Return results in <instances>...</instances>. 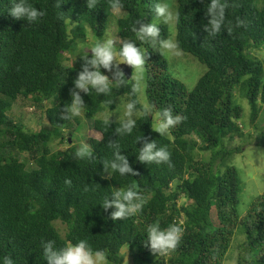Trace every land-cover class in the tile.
<instances>
[{
	"label": "trees",
	"instance_id": "trees-1",
	"mask_svg": "<svg viewBox=\"0 0 264 264\" xmlns=\"http://www.w3.org/2000/svg\"><path fill=\"white\" fill-rule=\"evenodd\" d=\"M175 1L179 49L206 66L191 90L170 74L163 54L135 38L138 21L137 28L158 24L160 39H168L167 24L155 20L154 6L161 0H121L118 12L111 0H98L91 10L86 0H29L45 13L33 24L14 19L9 14L12 0H0V262L10 257L13 264H47L42 241L55 240L59 249L84 239L106 253L111 264H124L128 251L131 264H224L239 225L245 240L236 247L237 264H264V192L240 216L242 180L235 166H226L242 151L229 143L246 136L243 100L250 106L254 129L260 128L264 56L255 52L264 53V0H222L231 35L222 26L212 37L206 30L210 0ZM114 18L119 37L146 50V96L153 117L138 120L131 135L118 136L119 121L106 124L94 116L116 109L121 98L139 99L138 94L132 96L123 85L112 88L110 96L77 89L85 117L94 118L101 137L89 138L94 160H75L78 146L53 150L51 144L58 139L69 143L81 124L80 117L62 119L73 81L84 66L81 54L86 53L78 45L89 34L102 40ZM86 52L90 59L91 51ZM116 68L113 62L111 70L101 71L113 79ZM128 80L130 86L133 81ZM18 100L45 108L50 126L28 130L10 113ZM165 108L184 119L161 136L151 125ZM114 141L136 175L104 170L103 159L113 158L108 144ZM153 141L167 147L170 164L137 159L144 143ZM130 185L145 198L142 211L112 220L115 208L105 210L99 203ZM57 221L65 224L64 235ZM156 221L162 228L174 223L183 228L177 249L167 256L153 252L147 241L146 229Z\"/></svg>",
	"mask_w": 264,
	"mask_h": 264
},
{
	"label": "clouds",
	"instance_id": "clouds-1",
	"mask_svg": "<svg viewBox=\"0 0 264 264\" xmlns=\"http://www.w3.org/2000/svg\"><path fill=\"white\" fill-rule=\"evenodd\" d=\"M89 10L97 8L98 0H86ZM113 10L118 11L121 7V0H111L110 4ZM156 17L165 24H175L179 20V14L174 12L166 3H156L154 6ZM226 5L222 0H210L207 7V15L209 16V24L206 26L209 37L215 36L221 31L222 26L227 28L231 35V28L226 24L225 20ZM9 14L14 19H24L30 24L37 23L44 12L33 7L29 0H12V7ZM138 21H136V24ZM133 28L135 38L143 43L151 44L152 49L158 50L161 54L179 56L181 54L178 43L174 39H160V28L156 23L141 24L139 28ZM114 39H106L98 42L91 47V58L88 53L81 54L84 60L83 70L80 71L73 81V88L70 90L71 102L64 106L62 119L71 121L73 118L81 117L85 102L79 89L85 94L95 91L97 95L104 93L106 96L111 95V89L119 88L121 85L131 88V95L137 96L141 93L143 87V74L145 70L146 50L137 47L133 42H124L121 46L116 47ZM77 56V55H76ZM123 62L135 69V76L132 73L133 82L129 86V80L125 78L122 70L117 66L114 78L110 79L105 75L101 68L111 70L113 61ZM91 66L92 70H89ZM112 101H110L111 103ZM139 105V107H138ZM153 108L150 104H140L138 98L131 99L124 105L123 116L119 121V128L116 129L118 136H127L133 133L140 119H147L152 115ZM157 123L152 129L160 133L161 136L167 134L171 128L179 124L184 117L173 115L171 109L165 108L155 114ZM105 123L110 124V116H105ZM141 137L137 139L140 140ZM108 147L113 151L111 160L103 159V168L110 174L116 172L120 176L136 175L127 157L121 154V147L116 141L110 142ZM171 153L166 146L158 147L155 141L145 142L140 149L137 159L140 162L170 164ZM75 160L82 161L94 160L93 150L88 143L81 142L73 157ZM65 183L71 186V179H66ZM111 197V198H109ZM109 197H106L102 203H99L103 209L114 207L111 213V219H126L134 217L142 211L145 203L144 196L136 189V185H130L127 189L113 191ZM183 228L179 224H171L166 228H162L159 221L148 225L146 229L147 241L153 252H159L161 256H167L178 247L181 240ZM43 255L47 264H107L108 256L100 250H94L87 240L81 239L77 243H68L62 248H57L55 240L42 241ZM0 264H13L10 257H5Z\"/></svg>",
	"mask_w": 264,
	"mask_h": 264
},
{
	"label": "rangeland",
	"instance_id": "rangeland-1",
	"mask_svg": "<svg viewBox=\"0 0 264 264\" xmlns=\"http://www.w3.org/2000/svg\"><path fill=\"white\" fill-rule=\"evenodd\" d=\"M161 3H166L172 8L174 12H176V1L175 0H161ZM115 12H118L115 10ZM118 16V15H116ZM115 18L110 20V26L103 37L102 40L93 37L89 34V37L86 39L83 44L79 42V48L85 51H91V47L95 46L96 43L104 41L106 39H114V43H116V47L118 49L119 46L122 45L124 42H132L129 40H124L119 37L118 29L115 24ZM157 22H161L158 18L155 19ZM169 29V37L168 39H174L177 42V22L175 24H167ZM85 45V46H84ZM179 56H172V55H164L170 74L181 80L188 89H193L199 80V78L205 73L206 66L201 64L194 56L191 54L182 52ZM259 54V56L263 57L264 53L262 51L255 52ZM77 55V53H75ZM75 55V56H76ZM73 56V57H75ZM75 59V58H73ZM114 64L117 66L123 62L113 61ZM135 69H133V75L135 76ZM110 75V73L108 74ZM143 87L141 93L138 94L139 101L141 104L147 103V96H146V75L145 70L143 74ZM128 101L125 98H121L118 101V105L114 110H105L99 112L94 116V118H102L105 119V116H110V120L120 121V118L123 116V109L124 105ZM242 104L245 107V117H244V131L246 136L244 138H235L231 143L230 146H242V151L233 155L232 160L227 162V165H233L238 169L240 178L242 180V192L239 197V204L237 207L238 213L240 216H244L252 201L256 198L257 195L264 192V106L262 113L259 118L260 128L258 130L254 129V125L251 124V110L248 102L246 100L242 101ZM46 107V105H45ZM17 120L21 119L22 123L25 127L30 131H39L43 127H49L50 124L48 119L45 115V108L39 109L35 108L30 101H22L18 100L15 103L10 111ZM93 119H88L85 117L83 112L82 116L80 117V125L75 127V133L72 135L71 141L69 143H63V141L55 140L52 142L51 147L53 150H60L65 149L70 146H79L81 142L89 143V138H100V132L96 131L93 127L94 123ZM256 125V124H255ZM250 132V135L249 133ZM260 142L257 144V142ZM225 168L222 167V170ZM212 215L214 220L219 223L217 218L216 210L213 208ZM183 222V221H181ZM56 226L60 229L61 233L64 235L66 226L62 224L60 221L56 222ZM245 240V235L241 226L238 225L236 228V232L233 236L232 246L230 250L227 252V255L224 260V264H237V246ZM126 252L127 249H124ZM125 251L123 252L125 254ZM107 264H111L108 263ZM124 264H131L129 258V251L126 253V260Z\"/></svg>",
	"mask_w": 264,
	"mask_h": 264
},
{
	"label": "water",
	"instance_id": "water-1",
	"mask_svg": "<svg viewBox=\"0 0 264 264\" xmlns=\"http://www.w3.org/2000/svg\"><path fill=\"white\" fill-rule=\"evenodd\" d=\"M119 69L123 71L124 75L127 77V79H131L133 68L130 65H127L126 63H121L118 65ZM71 139H69L70 141Z\"/></svg>",
	"mask_w": 264,
	"mask_h": 264
},
{
	"label": "built area",
	"instance_id": "built-area-1",
	"mask_svg": "<svg viewBox=\"0 0 264 264\" xmlns=\"http://www.w3.org/2000/svg\"><path fill=\"white\" fill-rule=\"evenodd\" d=\"M181 221H183V220H181ZM181 221H180V224H182V223H183V222H181Z\"/></svg>",
	"mask_w": 264,
	"mask_h": 264
},
{
	"label": "bare ground",
	"instance_id": "bare-ground-1",
	"mask_svg": "<svg viewBox=\"0 0 264 264\" xmlns=\"http://www.w3.org/2000/svg\"><path fill=\"white\" fill-rule=\"evenodd\" d=\"M82 16V15H81ZM23 202V201H22ZM27 208V207H26Z\"/></svg>",
	"mask_w": 264,
	"mask_h": 264
}]
</instances>
